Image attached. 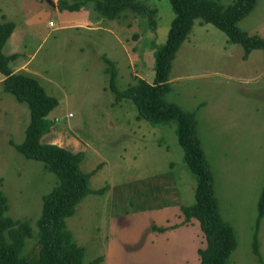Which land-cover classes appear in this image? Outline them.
Instances as JSON below:
<instances>
[{
    "label": "rangeland",
    "instance_id": "1",
    "mask_svg": "<svg viewBox=\"0 0 264 264\" xmlns=\"http://www.w3.org/2000/svg\"><path fill=\"white\" fill-rule=\"evenodd\" d=\"M58 1L0 0V15L23 26L43 9L52 13ZM217 1L229 5L234 0ZM137 2L143 6L141 14L127 11L119 19H102L88 27H57L60 16L50 14L26 37L23 59L30 60L32 74L58 101L48 115L52 129L41 141L84 148L80 167L95 172L89 185L92 193L67 219L75 240L85 247V263L102 255L97 264H200L199 248L207 246L206 234L198 219L184 223L180 210L195 202L198 182L185 162L177 121L154 124L140 119L132 99H117L118 92L136 83L134 69L142 71L149 83L155 80L156 51L165 45L175 18L170 0ZM89 8L93 5L83 7ZM47 21L55 25L47 26ZM238 26L264 36V0H257ZM131 47L140 54L138 61L131 60ZM243 55V47L231 42L225 31L195 20L172 60L165 100L195 114L220 213L237 237L227 264H263L254 242L258 234L264 257V218L259 225L264 192V50ZM109 69L115 71V88ZM30 122L29 105L8 92L1 79L0 192L8 198L9 216L30 221L33 235L22 253L33 255L39 248L37 220L43 198L61 181L43 162L16 148L25 142ZM101 189L105 191L97 193ZM165 204L166 220L144 212ZM126 224L138 225L141 236L130 242L115 239L116 247L109 248L111 239H119L113 228ZM154 225L176 228L158 232L151 230Z\"/></svg>",
    "mask_w": 264,
    "mask_h": 264
},
{
    "label": "trees",
    "instance_id": "2",
    "mask_svg": "<svg viewBox=\"0 0 264 264\" xmlns=\"http://www.w3.org/2000/svg\"><path fill=\"white\" fill-rule=\"evenodd\" d=\"M170 1L175 18L165 45L156 51L155 80L149 83L146 79L137 77L136 83L118 92L117 99H132L140 119L154 124L177 121L178 139L184 149L185 162L198 182L195 202L180 206L183 222L198 219L206 234L207 246L199 248L200 264H227L237 245V237L233 227L220 213L214 174L197 134L195 114L169 103L165 100V95L170 91L169 72L172 60L195 20L212 23L225 31L231 42L243 47L244 58L249 57L255 49L264 50V36L249 34L238 26V22L255 9L257 0H234L229 5L217 0ZM89 4L107 19H115L127 11L140 14L143 11V6L137 0H60L57 6L62 11H76ZM148 12L155 14L156 10L149 9ZM15 27L13 21H0V70L6 76L3 80L5 89L14 94L18 101L27 103L31 110L26 140L15 146L27 158L43 162L45 169L54 172L61 182L43 198L42 213L37 220L39 248L33 255L22 253L27 238L33 235L30 221L9 216L8 198L0 192V264H97L103 256L99 255L85 263V247L78 244L67 225V219L76 213L77 206L92 193L89 185L95 172L86 173L81 169L84 152H73L61 145L41 141L42 136L52 127L48 115L58 105V101L46 93L35 76L23 70L14 71L11 67L10 62L18 53L6 54L4 47ZM105 59L110 62L107 57ZM109 70L112 75L111 87L115 88V71ZM104 191L101 189L97 193ZM259 207L260 225L264 218V192ZM174 227L154 225L151 230L167 231ZM254 246L264 264L258 234Z\"/></svg>",
    "mask_w": 264,
    "mask_h": 264
},
{
    "label": "crops",
    "instance_id": "3",
    "mask_svg": "<svg viewBox=\"0 0 264 264\" xmlns=\"http://www.w3.org/2000/svg\"><path fill=\"white\" fill-rule=\"evenodd\" d=\"M55 10L52 11V13H50L49 11L43 9L42 11H39L37 14H35L33 17H30L26 22L25 25L20 26L18 24H16L15 22V30L12 33L11 37L9 38V40L7 41L5 47H4V52L6 54H13V53H18V56L11 60L10 65L11 67L14 69V71H19V70H23L29 74H32V69L30 67V60L29 59H23V55L21 53L22 50V46L24 44V41L26 39L27 36L32 35L31 33L34 34V27H36V25L38 26L39 23H43L45 22L48 17L50 16V14H55L57 17L60 16L61 18V22L57 23V27H64V26H72V27H88V26H92L95 25L99 22H103V20L107 19L105 18L103 15L100 14V12H98L97 10H95L94 8H89V10H85L83 9V7L80 10H76V11H71V10H60L57 9L58 6H55ZM1 12V10H0ZM93 12H96V14H93ZM121 16L115 18V19H119ZM103 19V20H102ZM8 20L6 16L4 15H0V21H6ZM109 20H114V19H109ZM55 23H52L51 21H47V26H54ZM131 50L133 52V47H131ZM134 53V52H133ZM133 58L131 59L132 61L136 60L138 61V58H140V54L138 53H134ZM139 70L134 69V73L137 77H142L143 78V72ZM142 73V74H141ZM33 75V74H32ZM34 76V75H33ZM6 78L5 74L3 78H0V80H4ZM52 129V127H51ZM50 129V131H51ZM49 131V132H50ZM48 132V133H49ZM47 134V133H46ZM44 134V135H46ZM48 143H52V142H48ZM73 152H84V148L80 149V150H75V149H71V148H67ZM168 210V205H161L160 207H154L149 209L148 211H144L146 213L155 215V218L158 220L161 219H167L169 216L165 215V213ZM165 211V212H164ZM132 214V213H131ZM131 214H128L126 216H129ZM138 214V213H133V215ZM170 219V218H169ZM193 219V218H192ZM116 229L115 233L117 234V238L111 239L110 243H109V248L113 247V245H116V242L119 240H123V242H127L130 240H132L133 237H137L139 238V236H141V233L139 236L138 235V229L139 226L138 225H124L123 228L125 229ZM176 228V227H174ZM172 228V229H174ZM112 229V228H111ZM121 229V230H120ZM172 229H169L167 231H171ZM178 229V228H177ZM118 230H120L118 232ZM176 232H186V230H175ZM160 232V231H158ZM162 232V231H161ZM166 232V231H163ZM174 233V232H172ZM116 239V242H114ZM118 246L121 244H117ZM116 247V246H115ZM111 250V249H110ZM113 251V250H112Z\"/></svg>",
    "mask_w": 264,
    "mask_h": 264
},
{
    "label": "built area",
    "instance_id": "4",
    "mask_svg": "<svg viewBox=\"0 0 264 264\" xmlns=\"http://www.w3.org/2000/svg\"><path fill=\"white\" fill-rule=\"evenodd\" d=\"M70 116L72 117V116H73V114L71 113V114H70Z\"/></svg>",
    "mask_w": 264,
    "mask_h": 264
}]
</instances>
